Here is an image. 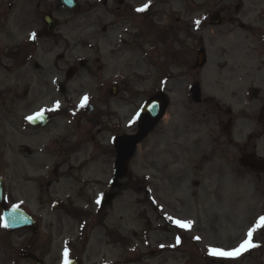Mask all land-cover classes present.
<instances>
[{
	"label": "flooded vegetation",
	"instance_id": "af4514ba",
	"mask_svg": "<svg viewBox=\"0 0 264 264\" xmlns=\"http://www.w3.org/2000/svg\"><path fill=\"white\" fill-rule=\"evenodd\" d=\"M87 5V15L80 16L57 0H0V71L13 83L26 84L24 184L29 199L37 198V214L87 212L90 199L111 190L117 148L142 131L141 110L155 94L187 88L190 105L162 115L214 122L228 137L239 136L246 121L239 116L250 115L248 143L236 151L263 158L264 0H90ZM155 83L161 86L156 93ZM192 87L199 88V104L193 103ZM20 94L11 87L8 103ZM37 103L47 117L42 126L28 119L39 115L33 113ZM255 177L261 180L264 173Z\"/></svg>",
	"mask_w": 264,
	"mask_h": 264
},
{
	"label": "rangeland",
	"instance_id": "374dc122",
	"mask_svg": "<svg viewBox=\"0 0 264 264\" xmlns=\"http://www.w3.org/2000/svg\"><path fill=\"white\" fill-rule=\"evenodd\" d=\"M81 9L79 15H87V7ZM3 75L0 71L5 100L11 87L21 92L25 88L26 84L13 83ZM174 93L169 112L175 110L173 106L186 108L182 91ZM2 105L0 170L11 202L24 201L26 192L20 180L25 170L12 166L7 158L10 155L23 163L19 147L23 138L14 133L28 111L22 98ZM11 111L14 115H5ZM251 131L248 121L241 123V137L232 139L244 141ZM232 146L219 140L210 123L205 125L190 115H167L130 163V175L139 180L141 193L127 191L113 200L103 225L88 231L84 245L77 222L65 215L41 216L36 238L29 231L8 235L0 222V264H32L18 256L27 245L39 257L43 255L45 264H65L74 257L83 264H211L224 259L211 255V249L234 251L248 239L249 231L258 246L242 252L235 264H264V178L258 180L240 168L235 163L238 146ZM142 189H147L149 199ZM176 220L191 222L190 229L177 227ZM106 230L120 234L126 244H113Z\"/></svg>",
	"mask_w": 264,
	"mask_h": 264
},
{
	"label": "snow or ice",
	"instance_id": "6c2138e0",
	"mask_svg": "<svg viewBox=\"0 0 264 264\" xmlns=\"http://www.w3.org/2000/svg\"><path fill=\"white\" fill-rule=\"evenodd\" d=\"M147 7H148V5H145L143 8L137 9V11L143 12V11L146 10ZM195 24H196L197 28H199L200 20H196L195 21ZM31 38L33 40H35L36 39V34L35 33H32L31 34ZM88 99L89 98L87 96H85L83 98V101L81 103V107H84L86 105ZM57 107H58V105H57ZM28 119L29 120H32L33 118L32 117H29ZM97 202L99 203V200ZM169 219H172V218L169 217ZM261 220L264 221V217H261ZM175 223H176V226L177 227H180V228L190 229V227H191V222H184V221L176 220ZM5 226H7V225H5ZM247 236H248V239H246L245 241H243L240 244L239 248L235 249L232 252H227V251H223V250H220V249H211L210 254L211 255H214V256H217V257H220V258H224V259H236V258L239 257V255L242 252L248 251L249 249L258 246V245L254 244L252 242V239H251L252 236H253V232L252 231H249L247 233ZM196 239H199V237H197Z\"/></svg>",
	"mask_w": 264,
	"mask_h": 264
},
{
	"label": "water",
	"instance_id": "95a60500",
	"mask_svg": "<svg viewBox=\"0 0 264 264\" xmlns=\"http://www.w3.org/2000/svg\"><path fill=\"white\" fill-rule=\"evenodd\" d=\"M62 1H63V4L66 5V6H69V7H74L75 6L74 0H62ZM245 166H246V164H245ZM10 215L11 216H15V215H12V214H10ZM20 218L22 219V217H20ZM26 222H27V220L26 221H24V220H17V223H16L17 226H16V228L23 227V226L27 225L28 223H26ZM9 225H12L11 217H10ZM30 257L33 260L36 261V259L34 257H32V256H30ZM37 264H41V263L37 262Z\"/></svg>",
	"mask_w": 264,
	"mask_h": 264
}]
</instances>
